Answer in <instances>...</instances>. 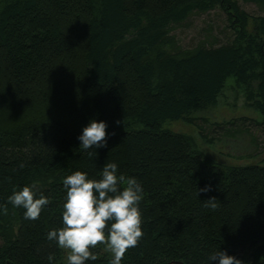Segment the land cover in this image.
<instances>
[{"label": "trees", "instance_id": "16d2710c", "mask_svg": "<svg viewBox=\"0 0 264 264\" xmlns=\"http://www.w3.org/2000/svg\"><path fill=\"white\" fill-rule=\"evenodd\" d=\"M214 8L228 42L170 34ZM228 85L264 126V17L239 0H0V264H264V163L169 127Z\"/></svg>", "mask_w": 264, "mask_h": 264}, {"label": "rangeland", "instance_id": "374dc122", "mask_svg": "<svg viewBox=\"0 0 264 264\" xmlns=\"http://www.w3.org/2000/svg\"><path fill=\"white\" fill-rule=\"evenodd\" d=\"M239 5L250 16L264 17L263 4L239 0ZM170 34L183 48L193 47L202 40L217 46L232 37L226 14L219 8L192 13L182 24L173 25ZM228 86L213 108L197 114L199 118L194 124L177 121L169 127L193 135L200 151L211 161L224 165L264 163V126L258 123L260 115L251 102ZM63 250L65 261L80 255L69 244ZM108 250L117 253L113 243L108 245Z\"/></svg>", "mask_w": 264, "mask_h": 264}, {"label": "water", "instance_id": "95a60500", "mask_svg": "<svg viewBox=\"0 0 264 264\" xmlns=\"http://www.w3.org/2000/svg\"><path fill=\"white\" fill-rule=\"evenodd\" d=\"M169 264H171V263H169Z\"/></svg>", "mask_w": 264, "mask_h": 264}]
</instances>
